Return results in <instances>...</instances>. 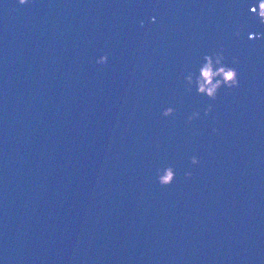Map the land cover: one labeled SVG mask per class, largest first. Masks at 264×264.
I'll list each match as a JSON object with an SVG mask.
<instances>
[{
    "label": "water",
    "instance_id": "water-1",
    "mask_svg": "<svg viewBox=\"0 0 264 264\" xmlns=\"http://www.w3.org/2000/svg\"><path fill=\"white\" fill-rule=\"evenodd\" d=\"M255 3L0 0V264H264ZM221 45L239 87L187 91Z\"/></svg>",
    "mask_w": 264,
    "mask_h": 264
},
{
    "label": "clouds",
    "instance_id": "clouds-1",
    "mask_svg": "<svg viewBox=\"0 0 264 264\" xmlns=\"http://www.w3.org/2000/svg\"><path fill=\"white\" fill-rule=\"evenodd\" d=\"M20 5L28 3V0H18ZM250 11L257 16L259 22L264 24V0H257V3L250 6ZM155 17H153V20ZM143 24V21H141ZM243 28H238L235 35L239 36ZM256 34H249V38H253ZM220 51L212 52L211 54L205 53L203 56V62L200 64L198 69V74L195 71H190L184 77L186 82V90L191 92L193 86L197 94L206 95L209 99L215 100L217 98L218 91L221 87L235 88L239 87V78L237 68L234 66H229L224 63L225 56L223 53V45L220 46ZM108 61V54H101L96 58L98 64H105ZM239 63L238 57H232V64L235 65ZM213 109L212 104H208L205 108V115L211 113ZM175 109L173 107H166L163 109L162 115L165 117L173 115ZM200 113L198 111L192 112L188 116V122H191L194 118L199 117ZM213 131H217L214 129ZM192 164L200 163V160L196 156L190 157ZM186 176H191L192 173L186 172ZM175 178V171L172 165H167L165 167L157 169V180L161 186H167L173 182Z\"/></svg>",
    "mask_w": 264,
    "mask_h": 264
}]
</instances>
